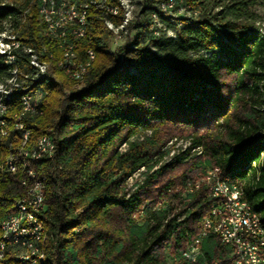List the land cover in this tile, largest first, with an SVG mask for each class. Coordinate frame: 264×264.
Wrapping results in <instances>:
<instances>
[{
	"label": "trees",
	"instance_id": "obj_1",
	"mask_svg": "<svg viewBox=\"0 0 264 264\" xmlns=\"http://www.w3.org/2000/svg\"><path fill=\"white\" fill-rule=\"evenodd\" d=\"M142 1L135 38L117 51L107 44L106 16L88 7L90 35L76 53L81 60L92 49L95 58L78 89L59 66L62 50L37 0H0V34L19 43L10 45L13 62L0 55V81L15 68L19 81L28 75L31 90L43 91L37 112L23 115L21 92L0 94V165L15 166L0 168V222L28 190L29 171L44 177L45 264H233L232 247L216 234L201 237L195 260L187 255L215 202L192 182L211 167L242 185L264 223V32L250 9L257 1L178 0L190 17L177 18V39L153 35L152 16L167 0ZM170 18L162 22L175 25ZM24 48L47 64L45 77L31 79L36 68ZM42 136L55 149L34 160ZM175 137L190 145L163 163ZM137 172L143 179L130 184ZM4 263L25 264L9 254Z\"/></svg>",
	"mask_w": 264,
	"mask_h": 264
},
{
	"label": "built area",
	"instance_id": "obj_2",
	"mask_svg": "<svg viewBox=\"0 0 264 264\" xmlns=\"http://www.w3.org/2000/svg\"><path fill=\"white\" fill-rule=\"evenodd\" d=\"M168 1L169 9H167V11H160V2L156 7V11H154L155 24L152 30L155 39H160L162 37L177 39L179 24L166 25V23L162 22V15H179L181 5L178 0ZM50 2L51 9H53V22L57 27L59 22L68 20H77L78 22L80 20L81 16H78V10H75L74 3H68V0H50ZM105 6L111 7V13L113 15L114 11H121L123 8H131L132 2L129 0V4H122L121 0H111V2H108ZM38 9H41V5H38ZM67 10H74V17H67ZM133 23L135 22H131V28L128 32L113 31L114 51L119 50L124 47V44L131 41V32L135 30L132 26ZM74 31L79 30H59V35H54V41L58 42V37H68V41H75V48H73V51H77L80 41L84 40V38L83 34H81V38H74ZM126 38L130 39L125 41ZM89 54L87 48L81 60H85ZM81 60H71L69 53L67 59L64 60L63 63L67 65L71 71H78L80 69ZM37 63L41 65L38 54ZM42 73H47V71L43 69V66ZM34 91L36 92V99L40 100L43 96L42 89H34ZM28 109L34 110V107H29ZM5 112L6 106L2 105L1 117L4 116ZM43 148L55 149L53 139L46 141V146H41L36 156L41 155ZM4 167L12 171L10 163L0 165V168ZM219 179H223V172H215V167H211L207 168L201 177V184L199 182L195 184V186H202L206 195L213 198L215 202L209 214L201 220L200 236L189 245L187 249L188 257L195 260L200 251L199 245L201 237L208 234H216L220 237L222 242L232 247V255L234 257L233 264H264V237L259 234V226L255 223L254 217H252V210H249L248 207L245 206V201L238 195V186L235 181H227L231 187V199H224L219 188ZM44 200L45 195L42 193H32L28 199L19 201L29 203L30 212L29 214H25V221L22 228H14V217H12L13 231L11 235L7 236V244H0L2 248H8L10 256L24 257V245H26L27 242H31V239H36L37 230H39V218L45 211ZM15 230L30 231V238H14Z\"/></svg>",
	"mask_w": 264,
	"mask_h": 264
},
{
	"label": "bare ground",
	"instance_id": "obj_3",
	"mask_svg": "<svg viewBox=\"0 0 264 264\" xmlns=\"http://www.w3.org/2000/svg\"><path fill=\"white\" fill-rule=\"evenodd\" d=\"M37 2H38V5H41V9H38V10H39V14L41 15L43 21L46 24L47 35H49L51 38L52 37L54 38V35H59V30L72 31V30L78 29L79 31H74V38H81V34H83L84 39H86L90 35V32L87 27V9L90 5H93L94 7H96V9H98L99 12H101L104 16H106L105 24L113 34V31L128 32V30L131 28L130 27L131 22L134 21V18L132 17V9L134 5L137 4L135 0H131L132 2L131 8H123L121 9V11H114L112 15L111 7L105 6L108 2H111V0H83V1L81 0L79 2H77L76 0H68V3H74L75 10H78V16H81L80 20L78 22L77 20H68L65 22H59L58 27H57V25L53 22V18H52L53 9H51L50 0H37ZM121 3L129 4V0H121ZM167 9H169V1L167 0L165 2H161L160 10L167 11ZM109 15L111 16L121 15L122 16L121 23L116 25L111 20V18L107 17ZM172 15L173 16H171L170 18L171 21L174 22V24H179V27H180L181 24L178 20H176L177 19L176 14H172ZM182 15L190 17L188 11H185V13H183ZM67 17H74V10H67ZM152 18L155 24L154 14ZM2 35L3 33L0 34V36ZM14 37L15 36L9 37L11 39V43L10 42H8L10 44L5 43L7 47L6 49H3L4 46L2 44L1 48L3 50L0 51V55L5 54L6 60L9 59L10 62H13L15 58L14 55L10 54V51H9L11 48L10 45L17 46L19 44V43L17 44ZM58 44H59V48H61L62 50V55L59 60V66L64 71H66L68 74H70L78 82V85L83 86L84 74L86 73L87 69L91 66V63L93 62L95 58L94 51L92 49H88V52L90 54L87 56L86 61L80 62V69L78 71H71L69 67L65 65L63 62L64 60L67 59V56L69 55V53H70L71 60H79L76 51H73V48H75V41H68V37H58ZM109 48L110 50L114 51V49H111V46H109ZM24 49L27 53L30 54L31 56L30 62L36 68V72L31 75V79L36 80L38 78L45 77L46 73H42V66H43V69L47 71V64L44 62H41V65L37 63V54L34 52L33 49L31 48H24ZM11 74L12 76H10L9 82L7 81V82L0 83V94L4 95V97H6L7 99H10V97L12 96L14 92H21L20 100H21V104L23 105V111L20 115H23L24 113H28V112H33V113L37 112V108H36L37 103L35 104V101L37 102L36 92L32 91L30 88L31 86L28 87V84H26V79H28L27 78L28 75H25L26 79L19 81L17 79L18 76H17V71L15 68L11 70ZM2 105L6 106V111H7V105L4 102L0 101V133L2 135L3 134L5 135V131L3 127L5 122H4L3 117H1ZM29 107H34V110L28 109ZM20 115L18 116L19 118H21ZM16 127L22 130L24 137H27L29 135V131L24 128L23 123L19 122L18 124H16ZM49 140L50 138L48 136H42L39 139L36 145L37 150L31 154L32 159L37 160L40 157H42L43 154H50L51 156V153L54 149H50V148H43L41 151V155L36 156V153L40 151L41 146H46V141H49ZM25 142L26 141L24 140L23 144ZM6 163L7 164L10 163V166H12V171H13L15 166L14 164H12V161L7 159ZM28 175L30 179V186L28 190L21 198H19L14 203L10 214L0 222V231H1L0 244H7V236L11 235L13 231V218L12 217H14V228H22L23 223L25 221V214H29L30 212L29 203L19 202V201L28 199L32 195V193H42L43 195H45L44 194L45 193L44 192V177L38 178L33 171H29ZM227 181H232V180L229 177H223V179H219V188H220V191L222 192L224 199H231V187L229 186V183ZM237 186H238V195H240L241 198H243V200L245 201V206H247L249 210H252V217H254L255 223L258 224L259 226V234L264 237V223L262 221L260 213L256 211L253 208V206L250 204V202L246 200L242 185L237 182ZM18 203H19V207H18ZM42 217L43 216H40L39 218V230H37L36 239H31V242H27L26 245H24V257L14 256V260L23 262L25 264H45L44 247L46 245L48 235H46L45 233ZM14 238L16 239L30 238V231L15 230ZM8 254H9L8 248H2L0 246V263H4V260L7 258Z\"/></svg>",
	"mask_w": 264,
	"mask_h": 264
},
{
	"label": "rangeland",
	"instance_id": "obj_4",
	"mask_svg": "<svg viewBox=\"0 0 264 264\" xmlns=\"http://www.w3.org/2000/svg\"><path fill=\"white\" fill-rule=\"evenodd\" d=\"M257 1V3L251 7L250 9L254 12V14H256L257 18H256V24L260 27V29L264 32V0H255ZM135 2H137L136 5H134L133 9H132V17L134 18V21L133 22H139L140 20H143L141 18V15L143 14V10L146 9V4L143 3L144 1L142 0H135ZM139 2H141L139 4ZM151 2V0H147V5H151V6H154V5H157L156 3H149ZM182 6V5H181ZM186 9H184V7H181V9H179V15L176 14L177 18L180 17L183 13H185ZM171 16H173L172 14H166L165 17L166 19H169ZM175 16V15H174ZM141 18V19H140ZM146 18H149L150 20V16L146 17ZM177 20V19H176ZM135 30H133V32H131V41L129 43H126L124 44V47L126 46H131V42H133L134 38H135ZM9 33L5 32L3 33L2 36H0V51L3 50V49H6V45H5V42L2 41V38L4 37H8ZM134 34V35H133ZM11 35V34H10ZM134 37V38H133ZM130 38H126L125 41L129 40ZM4 42V43H3ZM3 44V49L1 48V45ZM107 44L109 46H111V49H114V43H113V34L110 35V38L108 39L107 41ZM7 63H10L9 59L6 60ZM10 78V77H9ZM9 78L7 77L6 80L4 82H9ZM2 81H0L1 83ZM84 86L82 85H78L76 84L75 85V88H78V89H81L83 88ZM190 145V139L188 138H178V137H175V138H172L168 143H167V147H169L171 149V153L166 156L164 159H163V163L165 162H169L170 159L172 158L173 155L175 154H178L182 151H184L188 146ZM194 152H198V150H193L192 153ZM215 171H220L219 168H215ZM204 174V173H203ZM203 174L199 173L197 175L194 176V181L192 182L193 184H197L198 182L201 184V177L203 176ZM143 179V176L141 174V172H137L130 180H129V183L130 184H133L135 182H140L141 180ZM191 187V186H190Z\"/></svg>",
	"mask_w": 264,
	"mask_h": 264
}]
</instances>
